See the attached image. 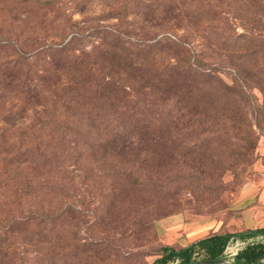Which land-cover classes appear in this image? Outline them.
Masks as SVG:
<instances>
[{
    "label": "trees",
    "instance_id": "16d2710c",
    "mask_svg": "<svg viewBox=\"0 0 264 264\" xmlns=\"http://www.w3.org/2000/svg\"><path fill=\"white\" fill-rule=\"evenodd\" d=\"M46 3L55 2L17 1L24 8ZM174 7L179 11L169 19L181 16L184 24L143 22L146 12L156 8L166 20ZM99 17L115 22H90L87 36L92 37L91 46L84 43L87 36L78 29V23L53 24L42 19L12 25V30L5 32V41H0V53L13 49L16 54L12 61H0V70L9 71L0 88V99L9 94L21 96L23 101L45 97L35 124L43 131L59 119V143L67 137L68 145L59 147L58 162L56 154L21 143L23 131L17 136L18 144L1 132L0 156L4 162L0 185L19 176L23 180L19 188L7 193L9 196L30 195L26 188L31 181L50 182L57 179L58 172L59 186L73 185L75 180L85 184L95 169L96 177L104 180L98 174L103 167L110 171L106 178L121 180L117 182H122L129 204L143 193L166 188L157 183L170 177L176 180L165 191L175 190L176 194L181 186L187 187L181 185L187 177L183 173L203 159L200 155L207 142L218 140L232 149L234 133L251 130L253 119L258 128L264 122V0H121ZM174 27L183 28L185 35H165ZM47 31L49 35L54 31L51 35L63 42L58 47L48 46L38 38V33ZM23 33L29 37L36 33V37L24 38ZM38 64L41 74L34 70ZM225 74H229L230 83L221 76ZM48 76L59 82L53 84L57 90L46 85ZM213 85H218V94L202 90ZM254 89L261 94L260 104L251 100ZM207 95L211 100L205 101ZM211 102L221 105L219 115L205 110ZM196 139L199 143L193 142ZM80 141L83 146H79ZM189 171L200 181L196 168ZM7 173L14 176L9 178ZM59 195L63 194L59 191ZM177 195L162 199L178 206L182 198ZM199 202V196H192L183 205L194 203L198 208ZM110 205L111 201L107 217ZM114 206L120 211L119 202ZM46 217L41 213L0 219V256L12 249L11 243L4 247L6 239L19 238L28 231L33 218L41 222ZM154 220L149 215L142 218L144 231L154 225ZM13 221L19 225L14 226ZM258 234H264V228L213 234L184 247L165 244L157 249L152 264H191L224 257L230 241H245ZM262 259L264 243H253L239 251L233 263L252 264Z\"/></svg>",
    "mask_w": 264,
    "mask_h": 264
},
{
    "label": "rangeland",
    "instance_id": "374dc122",
    "mask_svg": "<svg viewBox=\"0 0 264 264\" xmlns=\"http://www.w3.org/2000/svg\"><path fill=\"white\" fill-rule=\"evenodd\" d=\"M13 1L0 0V27H2L0 41H5L3 39L6 37L5 32L7 28L12 30V25L17 27V24L21 22H40L41 19L43 22H53V24L56 22L78 23V29L83 32V36H87L89 32L87 26L90 22L104 24L115 22V20H101L99 16L121 0H53L54 4L46 3L44 6L29 8L20 7L17 4L18 0L12 4ZM173 9H170L166 20L162 18V11L157 12V8L154 12L147 11L143 22H183L184 24V21L179 18L181 16L177 19H169L179 11L176 7ZM63 15L67 17L65 21L62 20ZM130 18L136 21L135 15ZM141 20L138 18L137 22ZM236 31L240 32V27H237ZM51 34H55L54 31H51L50 35L49 31L38 33V38L50 47H58L63 42L62 39L53 37ZM165 35L181 37L185 35V30L174 27ZM27 36L34 38L36 33L30 37L24 34V38ZM90 41L92 37L87 36L84 43L91 46ZM15 58L13 49L0 53V61H12ZM40 68L39 64L34 67L37 74H41ZM8 72L4 69L0 70V88ZM56 74L59 75V72ZM221 76L226 82H231L229 74ZM54 80V76H48L45 83L50 86V89L57 90L53 84L57 86L59 82L55 83ZM218 89V85H213L204 87L202 90L204 93L208 91L215 95L218 94ZM251 95V100L256 104L262 102L258 90L254 89ZM44 98L23 101L21 96L9 94L3 100L0 99V133H5L12 142L18 144L20 139H17V136L20 135V131H23L24 137L21 143L38 146L48 154H56L59 162V147L68 146L67 137L59 143L61 137L59 119L43 131L39 124H35V119L44 108ZM225 99L234 101L228 97ZM208 100H211L209 95L205 97V101ZM220 108L221 105L211 102L206 105L205 110L212 115H219ZM84 121V123L87 122ZM252 122L253 128L248 132L234 133L232 149H227L218 140L207 142L206 150L200 155L203 159H199L196 165H192L183 173L187 177L185 184L181 185H187V187L181 186L176 194H174L175 190L171 193L165 191L176 180L170 177L157 183L167 185L166 188L143 194L139 191L142 196H138L129 204L126 202L122 182H117L121 180L113 182L110 178H106L110 174L106 167L98 173L105 181L96 177L95 169L93 178L85 184L81 180H75L73 185L59 186L58 172L57 179L50 182L31 181V185L26 188L31 194L22 197L7 194L20 187L23 182L19 180L21 176L19 179L15 177L13 180L6 181L4 185H0V192H2L0 219L12 216L25 218L28 215L33 217L41 213L46 214L47 217L41 222L33 218L27 226L28 231H24L19 238L13 236L6 239L3 242L4 247L11 243L12 249L7 255L0 256V264H152L157 256L155 254L157 249L166 242L158 236L154 225L144 231L140 221L146 215L155 219L154 224L158 220L175 214H182L186 222L197 225L208 223L209 227L216 231L210 229L206 236L235 231L238 213L232 205L234 196L241 185L264 172V122H261L260 128L255 124L254 119ZM200 139L206 141L205 138ZM193 142L199 143V139ZM83 144L82 141L79 142V146ZM202 144L205 145L206 142ZM177 160L178 158L174 160L173 168L176 167ZM3 162L4 159L0 156V168ZM195 168L198 170L200 181L190 175L193 171L189 170ZM56 170L59 168L54 171ZM5 176L11 178L14 173H7ZM111 189H114V192ZM59 191L63 195H59ZM176 195L182 198L178 206L169 204L170 200L162 199V196ZM192 196H199L197 211H195L194 203L183 205L185 201L192 200ZM110 201L112 205L109 206L110 215L108 214L107 217L105 212ZM116 201L121 204L120 211L114 210ZM208 206L214 207L209 210ZM13 224L19 225L16 221H13Z\"/></svg>",
    "mask_w": 264,
    "mask_h": 264
},
{
    "label": "crops",
    "instance_id": "0c3cea01",
    "mask_svg": "<svg viewBox=\"0 0 264 264\" xmlns=\"http://www.w3.org/2000/svg\"><path fill=\"white\" fill-rule=\"evenodd\" d=\"M232 205L238 213L235 225L237 229L233 232L264 228V172L241 185L234 196ZM154 228L158 236L165 239L167 245L180 247L207 237L209 230H214L208 223L197 225L186 222L182 214L158 220Z\"/></svg>",
    "mask_w": 264,
    "mask_h": 264
},
{
    "label": "built area",
    "instance_id": "2783aa9c",
    "mask_svg": "<svg viewBox=\"0 0 264 264\" xmlns=\"http://www.w3.org/2000/svg\"><path fill=\"white\" fill-rule=\"evenodd\" d=\"M264 243V234H258L257 236L250 237L245 241L234 240L230 241L224 251V257L229 261H233L234 256L241 250H243L248 244Z\"/></svg>",
    "mask_w": 264,
    "mask_h": 264
},
{
    "label": "water",
    "instance_id": "95a60500",
    "mask_svg": "<svg viewBox=\"0 0 264 264\" xmlns=\"http://www.w3.org/2000/svg\"><path fill=\"white\" fill-rule=\"evenodd\" d=\"M191 264H234V263L233 261L227 260V258L225 257H219L213 259H199ZM252 264H264V259Z\"/></svg>",
    "mask_w": 264,
    "mask_h": 264
}]
</instances>
